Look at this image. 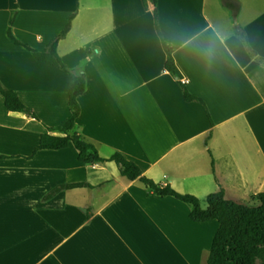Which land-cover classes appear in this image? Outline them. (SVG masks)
<instances>
[{
	"label": "crops",
	"instance_id": "crops-1",
	"mask_svg": "<svg viewBox=\"0 0 264 264\" xmlns=\"http://www.w3.org/2000/svg\"><path fill=\"white\" fill-rule=\"evenodd\" d=\"M156 0L160 34L142 0H0V82L37 119L10 113L0 95V264H204L219 228L189 208L148 194L115 162L82 163L69 144L39 150L41 134L69 116L70 77L14 45L83 64L75 129L98 156L118 153L179 194L256 206L264 193V0ZM214 44L212 59L197 50ZM86 50H89V55ZM181 86L199 102H186ZM67 187L49 199L52 189Z\"/></svg>",
	"mask_w": 264,
	"mask_h": 264
},
{
	"label": "trees",
	"instance_id": "trees-1",
	"mask_svg": "<svg viewBox=\"0 0 264 264\" xmlns=\"http://www.w3.org/2000/svg\"><path fill=\"white\" fill-rule=\"evenodd\" d=\"M145 5L149 4L152 10L153 27L160 39L161 46L165 52L164 70L172 71L174 62L172 59L173 48L162 38L156 12V0H142ZM69 21L62 32L52 39L42 51L30 48L18 42L8 30V38L18 47H22L30 53L37 61L54 67L66 73L71 84L68 88V110L69 116L55 127H46L41 134L39 144L34 153L39 150H61L71 144L77 151V159L82 163H105L115 162L122 168L121 174L129 181H138L148 194L161 197H172L189 208V218L195 223H207L217 221L219 228L214 236L210 251L204 256V264H264V193L254 196L256 206H244L236 202L226 200L224 191L219 188L215 193L208 195L205 199L206 209L200 207V201L189 194H179L168 185L162 186L143 176L140 168L126 160L122 155L116 153L109 159H102L98 156L93 145L83 141L75 129V121L79 115L77 102L86 88V78L83 72V64L74 69L67 68L56 54V43L61 39L69 26ZM235 36L240 41L246 54L255 62L264 65V58L258 57L250 47L246 34L242 28H236ZM89 55V50H86ZM183 99L186 102H203L190 95L186 88L181 86ZM0 95L3 97L5 108L12 114L23 115L28 118L37 119L35 113L21 103L15 92L7 89L0 82ZM10 159L0 156V160ZM76 185H60L52 189L44 199H49L67 187Z\"/></svg>",
	"mask_w": 264,
	"mask_h": 264
},
{
	"label": "clouds",
	"instance_id": "clouds-1",
	"mask_svg": "<svg viewBox=\"0 0 264 264\" xmlns=\"http://www.w3.org/2000/svg\"><path fill=\"white\" fill-rule=\"evenodd\" d=\"M214 44L209 43L207 45H198L197 50L207 59H212L214 55Z\"/></svg>",
	"mask_w": 264,
	"mask_h": 264
},
{
	"label": "rangeland",
	"instance_id": "rangeland-1",
	"mask_svg": "<svg viewBox=\"0 0 264 264\" xmlns=\"http://www.w3.org/2000/svg\"><path fill=\"white\" fill-rule=\"evenodd\" d=\"M219 1V5L223 8H226L229 13L232 15V12L234 11L235 7L234 4L235 3L233 0H218Z\"/></svg>",
	"mask_w": 264,
	"mask_h": 264
}]
</instances>
